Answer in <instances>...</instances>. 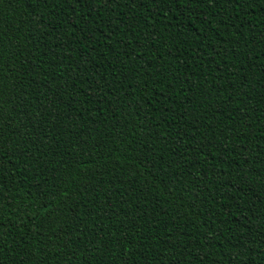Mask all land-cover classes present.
I'll return each instance as SVG.
<instances>
[{
    "label": "trees",
    "instance_id": "trees-1",
    "mask_svg": "<svg viewBox=\"0 0 264 264\" xmlns=\"http://www.w3.org/2000/svg\"><path fill=\"white\" fill-rule=\"evenodd\" d=\"M0 100V264H264V0H0Z\"/></svg>",
    "mask_w": 264,
    "mask_h": 264
},
{
    "label": "snow or ice",
    "instance_id": "snow-or-ice-1",
    "mask_svg": "<svg viewBox=\"0 0 264 264\" xmlns=\"http://www.w3.org/2000/svg\"><path fill=\"white\" fill-rule=\"evenodd\" d=\"M33 2H36V0H33ZM40 3H43V4H47V5H50L53 0H39ZM56 3H63V4H68V5H81V4H84L86 6H90L92 3H93V0H55ZM101 2H105V0H101ZM107 2L111 3L112 0H107ZM131 3H135L136 0H130ZM153 2H155V0H153ZM202 2V0H185V3H192L194 4L195 6H198L199 3ZM211 2V0H210ZM223 3L225 4H231L233 5L235 8H238L244 4H249L250 2H254V0H222ZM161 3H167V4H171L173 7L177 4L180 3V0H161ZM72 11L73 12H76L77 9L76 7H73L72 8ZM93 11H95V9H93ZM177 15H182L183 13L182 12H177L176 13ZM85 15H90V13H85ZM105 28H108V25H105ZM242 35V33H241ZM110 39V37H109ZM219 54V53H217ZM142 58V57H140ZM149 67H151V65H149ZM162 82V81H160ZM145 91L147 89H144ZM5 103H10V101H4V100H0V133H2L4 131L5 128H11V121H9L5 115V112H4V108H3V105ZM131 106V105H129ZM223 151H228L227 148H224L222 149ZM0 160H3V156L2 154H0ZM3 163H7L6 160L3 161ZM226 164H229L228 161H225ZM3 164H0V167H2ZM231 165L229 164V167ZM209 195L211 196L212 194L209 193ZM235 195V194H234ZM69 199H70V196H69ZM221 199H223V197H221ZM49 201H47V198L44 197L42 199V207L48 211H51V209L49 208ZM225 203L226 204H229V206L231 207V203L229 200H225ZM228 215H232L231 212H228ZM261 217L264 218V210L261 211ZM261 227H264V224L261 225ZM229 231H231V229L229 228ZM261 235L264 236V232H261ZM205 239H207L209 242H214L216 240V236L215 235H212V234H209ZM232 247L235 249V248H240V252H239V255L240 256H243L244 255V249L243 247L240 245L239 241L232 245ZM41 264H43V261H41ZM200 264H203V261L200 262Z\"/></svg>",
    "mask_w": 264,
    "mask_h": 264
}]
</instances>
